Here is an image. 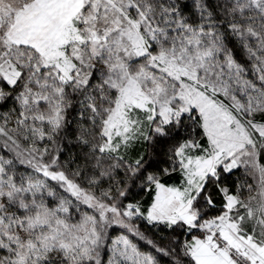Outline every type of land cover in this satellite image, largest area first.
<instances>
[{"label": "snow or ice", "instance_id": "6c2138e0", "mask_svg": "<svg viewBox=\"0 0 264 264\" xmlns=\"http://www.w3.org/2000/svg\"><path fill=\"white\" fill-rule=\"evenodd\" d=\"M0 264H264V0H0Z\"/></svg>", "mask_w": 264, "mask_h": 264}]
</instances>
